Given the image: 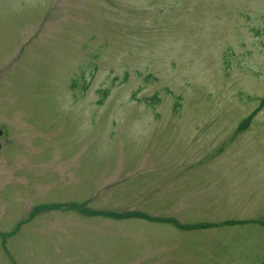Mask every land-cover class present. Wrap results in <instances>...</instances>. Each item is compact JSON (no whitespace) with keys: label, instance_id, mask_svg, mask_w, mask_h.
Listing matches in <instances>:
<instances>
[{"label":"rangeland","instance_id":"374dc122","mask_svg":"<svg viewBox=\"0 0 264 264\" xmlns=\"http://www.w3.org/2000/svg\"><path fill=\"white\" fill-rule=\"evenodd\" d=\"M263 101L264 0H0V264H264Z\"/></svg>","mask_w":264,"mask_h":264},{"label":"trees","instance_id":"16d2710c","mask_svg":"<svg viewBox=\"0 0 264 264\" xmlns=\"http://www.w3.org/2000/svg\"><path fill=\"white\" fill-rule=\"evenodd\" d=\"M106 95H107V90L106 91H104L103 92V98H105L106 97ZM263 104H264V101H263ZM255 113V112H254ZM250 117H252V115H250L247 119H244V122L246 123L249 119H250ZM58 208V207H57ZM61 208V207H60ZM105 214V216H107V217H111V218H121V217H126V216H132V214L131 215H129V214H124V215H121V216H119V215H117V214H114V213H108V212H106V213H104ZM138 216H140V217H142L141 215H138ZM145 217V216H144ZM146 219H148V217L146 218ZM162 221H164V220H162ZM167 222H169V223H172L173 225H176V226H178L179 228H181V229H194V228H196V227H200V228H209V227H211V225L209 226V225H198V226H196V227H194V226H183V225H178L176 222H173V221H169V220H167ZM244 223H246V222H242V221H229V222H226V225H238V224H244Z\"/></svg>","mask_w":264,"mask_h":264}]
</instances>
